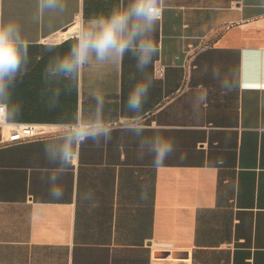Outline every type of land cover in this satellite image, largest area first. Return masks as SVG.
<instances>
[{
    "label": "crops",
    "instance_id": "1",
    "mask_svg": "<svg viewBox=\"0 0 264 264\" xmlns=\"http://www.w3.org/2000/svg\"><path fill=\"white\" fill-rule=\"evenodd\" d=\"M133 2L0 0L21 42L8 121L59 129L17 143L0 130V264H264V0H160L150 62L138 36L122 59L59 71L82 29ZM97 124L108 132L74 138Z\"/></svg>",
    "mask_w": 264,
    "mask_h": 264
},
{
    "label": "clouds",
    "instance_id": "2",
    "mask_svg": "<svg viewBox=\"0 0 264 264\" xmlns=\"http://www.w3.org/2000/svg\"><path fill=\"white\" fill-rule=\"evenodd\" d=\"M160 0H134L133 4L123 10L114 9L107 18H100L93 22V27L81 30L75 37L76 44L71 47V55L64 57L58 65L59 71L66 75L78 70L95 53L97 59L103 60L110 54L115 53L121 59L126 49L136 46L133 41L139 36L141 64L151 61L156 55L158 48L156 43L150 39L148 43L143 42L145 31L154 33L156 22L161 18L162 9L159 6ZM132 20L131 29H128L129 21ZM20 40L17 30L11 25L0 26V96L5 90V81L11 79L17 73L21 64ZM227 87V85H225ZM146 91L143 84H138L128 99V107L136 110L141 106V98ZM5 112V106L0 104V116ZM107 133L108 129L97 124L95 127L78 129L74 135L75 139H95L100 133ZM171 154V145L167 140L157 143L155 150L154 164L161 166L168 155ZM62 160L65 163L71 162L70 152L65 149L62 152ZM53 198H60L61 192H51Z\"/></svg>",
    "mask_w": 264,
    "mask_h": 264
},
{
    "label": "built area",
    "instance_id": "3",
    "mask_svg": "<svg viewBox=\"0 0 264 264\" xmlns=\"http://www.w3.org/2000/svg\"><path fill=\"white\" fill-rule=\"evenodd\" d=\"M160 8L163 10L162 6H160ZM0 104L5 106V112L2 116H0V130L2 131L1 141L4 143H17L38 138H45L59 132L58 127L53 124L10 122L7 118V105L1 101ZM66 129H73V127L67 126ZM175 264H191V262L185 258H176Z\"/></svg>",
    "mask_w": 264,
    "mask_h": 264
}]
</instances>
